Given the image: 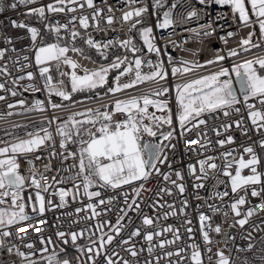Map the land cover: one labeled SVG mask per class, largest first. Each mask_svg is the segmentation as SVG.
I'll return each mask as SVG.
<instances>
[{
    "label": "built area",
    "instance_id": "obj_1",
    "mask_svg": "<svg viewBox=\"0 0 264 264\" xmlns=\"http://www.w3.org/2000/svg\"><path fill=\"white\" fill-rule=\"evenodd\" d=\"M3 2L4 11L0 13V50H3L5 54L0 59V69L6 67L7 72L0 71V83L5 85V89L0 90V96L5 97L4 100H0V115L4 117L0 119V140L11 141L14 137H24L27 132L38 131L40 127L48 126V121L53 120L54 117H58L59 120L52 123L50 127V130L55 135L56 123L66 120L74 112L89 109L84 108L85 106H90V104H87L89 102L114 95H121L124 99H127L131 96H138L158 88L166 87L169 89V92L160 98L167 99L170 104L174 138L166 141L165 144L174 145L175 147H167L165 149L167 160L162 164H158L160 173H170L171 180L166 181L163 175L153 171V174L147 181H136L134 184L123 185L117 189L93 187L89 190L100 191L101 196L92 197L91 200L83 195L82 186L79 190L80 195L76 196L74 183H81L79 180L72 181L67 179L74 174V170L67 171L69 165L73 164L74 161L72 159L62 161V158L59 156L61 151L59 136L55 137L54 150L57 156L52 157L50 153L53 151V147L46 145L42 146L35 153L29 154L27 160L23 156L19 157V171L25 176L28 175L30 167L27 162L28 160L33 161L35 167L40 171H43L44 165H51V170L45 173V183L52 184V187L48 192L42 193L46 201L50 199L54 206L59 205V196L54 193L60 189L68 190L71 194L65 198V207H52L46 210L43 216L36 217L35 220L31 221L30 223L35 224V229L30 227L29 223L8 229L13 235L7 238L0 237V240L4 241V247L0 248V264H26V261H22L20 257L15 255V250L11 254L8 253L7 249L13 245L26 253L36 252L37 255L34 258L38 259L40 253L37 250L44 247L41 244V237L45 241L51 238L52 244L48 245L49 252L55 250L60 253L61 257L66 255L71 259L72 264H78L75 257L80 256V254L73 247L70 236L66 237L68 243L64 244L57 237L56 233L80 232L83 229L85 235L78 239L76 243L78 245H86L88 243V235L91 231H95L97 223L110 221L112 225H115L118 217L123 215L121 209H126L127 207L125 204V194L128 197V203H132L133 199L136 200V203L139 204V210H135V206H133L134 210L128 211L127 216L122 221L124 227L119 236L115 232L111 233L114 236V240L108 248L114 249L115 252L119 253L118 256H112V259L117 261V264H123V260H129L132 264H146V262H150V264H194L191 260L192 248L190 246L192 244L198 246L202 264H217V260L219 259L217 256L218 251L223 252L225 256L229 257L230 264H245V262L246 264H264V206H261L264 204V192L255 197L251 195L253 187L258 191L264 187V176H262L261 184L238 189L236 193H233L231 191L230 178L223 175L225 164L232 161L233 158L239 160L243 156L245 160L250 159V155L244 152V148L249 146L253 147L259 160L256 166L257 171L264 174V147L260 146V141L264 140V129L257 131L252 125L248 115L249 109L245 105L243 96L238 93L240 103L234 105L227 116L224 115L223 111L205 114L203 116V119L207 122L205 125L193 127L191 131H184L179 127L177 119L178 112L175 93L176 84L209 75L219 71L221 68H228L230 70L233 84L236 85L235 73L231 72L232 67L252 57L264 56V46L236 56L228 55L230 50H235L236 52L242 50V39L248 38L249 33H255L256 26H259L257 18L250 20V24L245 26L241 22L239 14L234 13L232 6L229 4H217L215 0H206L204 4L199 3V0H178L175 3L176 6L171 9L173 23L167 28H159L154 13L153 0H137V3L133 5L129 4V0H93L92 8L87 6L85 0H78L77 3L65 0L63 5L58 4L57 0H36V3L33 4H18L15 9L8 6L15 2V0H3ZM49 4L55 8L63 7L64 11L50 12L47 8ZM81 4H83V7L80 6ZM145 6L148 8V11L141 17H134L129 22L122 20L124 12ZM37 7L45 8V17L41 19L39 16L33 14L40 21L39 25H34L26 21L24 15L31 14L30 9ZM69 8L74 9V11H69ZM110 8L112 11H109ZM97 10H99L100 15L96 20H93L92 17ZM191 11H195L197 15L189 17L188 13ZM109 16L114 17V22L111 25L107 23V17ZM73 17H76V19H73ZM80 17H88L87 28L81 26ZM136 19L142 21L137 27L142 25L145 20H149L150 26L153 29L154 43L160 49L159 55L155 52H149L147 49L141 54L140 58L145 61L151 60L153 64L163 62L164 69L168 73L166 79L160 80L158 83L147 82L131 89L65 105L58 109H53L50 106L48 93L43 88V81L39 75V67L35 63V49L33 48L30 33L27 31V28H16L11 23L15 20L17 23L22 22L28 26L36 27L40 35L35 43L37 46H40L41 37L44 42L48 25L55 26L57 23L67 25V30L85 32L87 38L90 37L97 42L105 43L129 39L132 33L129 29ZM205 32L208 35H205ZM229 32L233 33V35L229 36ZM9 40L11 41L10 43L8 42ZM252 40L254 43L255 39L253 37ZM260 43L264 44V38L261 37ZM116 47L102 48L100 50L94 49L101 53ZM128 50L125 49L123 57H125ZM24 56L28 57L27 61L23 59ZM67 56L77 62L79 65L77 71L82 73L83 69L91 71L102 67V65L93 59L77 52L69 51ZM217 56H224L225 59L212 64L207 63V61H215ZM184 61H187V66L193 70L184 75L172 76V67L183 66L182 62ZM25 64L28 67H22ZM111 64L103 67L110 66ZM195 64H199L201 67H193ZM142 71L147 73L150 69L145 65L142 67ZM27 72L34 74L32 81L24 79L13 84V80H16L20 76H26ZM51 75L54 80L61 79L54 67L51 70ZM133 77L134 73L122 76L120 83L128 82ZM62 79L64 80V77ZM221 79H228V77H222ZM114 81L113 87L115 86ZM29 83L34 84L40 90L25 91L24 88ZM8 89L15 90L17 95L13 96ZM20 100L25 101V108L31 106L35 100L44 101L45 111L25 112L17 104ZM50 100L52 102V97ZM108 100H111V98ZM95 103L97 105H94L91 109L104 104H114L109 101L104 104L99 102H94L93 104ZM247 103L255 104L258 109L264 108V105L258 103L256 99H250ZM9 104H17V107L10 109L8 107ZM237 108L239 112L235 111ZM9 112L13 114L7 115ZM42 121L44 122L43 125L41 124ZM236 122H240V127H237ZM16 125H26L27 127H14ZM225 125H230V127L225 128ZM189 127L191 126L189 125ZM182 132L183 134H181ZM217 132L220 135H217ZM198 133H200L199 136ZM229 136L233 138L232 143H226L223 146L217 143L219 140H226ZM202 145L204 146L202 147ZM229 151L232 152V156L227 157V159L222 156V153ZM37 156L40 159L37 160ZM208 157L215 158L214 162L219 167L216 170L206 168L209 178L197 180L196 176L200 175L198 161ZM189 165L196 167L195 175L190 172ZM230 171L233 175L235 174V164ZM176 172H180L183 179H178ZM250 174L249 169L242 170V175L247 176ZM52 177H56L57 181L61 177H64L65 182L53 184ZM171 181H176L177 184H184L185 191L180 193L179 189ZM200 183H203L204 187H194V185ZM141 184L144 185V190L141 191L139 196H136L133 189L138 188ZM165 188L171 190L170 195L161 191V189ZM35 191L33 187L25 189L23 192L25 202L28 201V197L31 195L32 202L35 204ZM225 191L229 195L222 199L214 195V193H223ZM73 196H76V198L74 199ZM242 196L246 197V203L239 206L241 215L236 216L231 208V204ZM110 198H113L111 204L105 203L97 207L96 210L101 212L100 216L92 219L86 218L91 216V211L87 210L89 203L98 204L100 199L108 201ZM185 200L187 201L186 206L183 203ZM160 205H164V207H160ZM168 205H172L173 209H170ZM210 206H215L219 210H213ZM78 208L84 210L77 213L76 209ZM181 208H183V212L180 211ZM250 208L254 209V214L247 217V222L241 226L237 221L244 219ZM173 210L176 211V215L165 217L166 212ZM26 211L30 215H35L32 212V207L26 208ZM201 214L210 218L206 223L211 225V229L205 228L204 230L208 231L211 243L206 244L203 239L201 222L199 220ZM145 216L153 219L154 223L152 226L143 224ZM41 220H45L46 223H40L39 221ZM189 221L191 223H188ZM168 226H172L173 230H178L180 238L170 245H165L162 249L155 247L153 253L149 255L147 251L149 242L144 238L145 233L162 231L163 228ZM216 226H220L221 228L219 233L212 230ZM189 228L192 230L191 232L187 231ZM136 229L141 230V235L132 238L129 244L121 245L120 241L128 239L129 234ZM103 231L109 232V226L105 225ZM21 237L23 239H20ZM173 239V231L162 232L161 236H154L152 244L158 245L160 241ZM28 243L34 244V248L28 249L25 247ZM250 244L252 245L251 248H249ZM132 245L135 246L139 253L137 257H132L126 251ZM61 249L65 251L61 252ZM179 249H183L179 256L173 255L169 258L164 255L169 251L175 253ZM209 249L211 250L209 251ZM80 259L84 264H91L87 254L80 256ZM96 264H105V257H97Z\"/></svg>",
    "mask_w": 264,
    "mask_h": 264
},
{
    "label": "snow or ice",
    "instance_id": "obj_2",
    "mask_svg": "<svg viewBox=\"0 0 264 264\" xmlns=\"http://www.w3.org/2000/svg\"><path fill=\"white\" fill-rule=\"evenodd\" d=\"M71 3H77L78 0H69ZM89 8L93 7V0H85ZM252 8L253 14L257 17V22L259 24L261 37L264 38V0H249ZM36 3V0H15V2L8 5L10 8L15 9L18 4L28 5ZM58 4L63 5L65 0H57ZM137 3V0H129V4L133 5ZM154 7H163L164 0H153ZM199 3L204 4L206 0H199ZM217 4H229L233 8L234 13L239 14V18L245 26L250 24V17L245 7V0H215ZM83 7V4L80 5ZM176 5L173 4L174 8ZM48 11H59L63 12L64 8H55L53 5L49 4L47 6ZM69 11H74V9L69 8ZM4 11V2L0 0V13ZM109 11H112L110 8ZM148 8L139 7L133 8L132 10L123 13L122 20L124 22L132 21L134 17H141ZM31 14L39 16L41 19L45 17V8L37 7L30 9ZM100 15L99 10H97L93 15V20H96ZM189 17H194L197 15L195 11L188 13ZM172 13L171 9L163 13L162 22H158L157 26L159 28L169 27L173 21L171 19ZM76 19V17H73ZM114 22V17H107V23L111 25ZM12 26L16 28H27L30 33L31 40L33 41V48L35 49V63L39 67V75L43 81V88L47 91L49 96V103L53 109H58L64 107L65 105L51 102L50 98L54 95L60 97L63 101L71 100L72 94L77 92L92 91L94 89L103 87L107 83V76L111 70L120 69L121 65H124L123 70L119 72V75L115 77L114 87H109L107 89L108 93H117L127 89L136 87L137 85L144 84L147 82L158 83L160 80L166 79L168 73L164 69L163 62H157L153 64L151 60H143L140 57H135L133 60H129L127 57H115L114 62L108 67H100L97 70L83 69V75L78 74L77 69L79 65L76 61L72 60L67 56L69 51L77 52L83 55V49L77 48L73 45L69 46L67 44L61 45L60 43L45 44L43 38L41 37L40 46L36 45L38 36L40 35L39 30L36 27L28 26L24 23H17L13 20ZM140 19H136L134 23L131 24L129 31L137 28L138 24H141ZM80 24L84 28L88 27V17H80ZM50 31L56 33L57 40L60 39L61 29H67V25L56 24L55 26H47ZM139 35L143 39L144 44L147 46L149 52H155L159 55L160 49L156 47L154 43V38L152 37L153 29L152 27H143L138 30ZM72 40L74 41L80 33L72 30L70 32ZM205 35H208L205 32ZM229 36L233 33L229 32ZM254 33H249L248 38L242 39L241 46L243 51H248L252 47H259L258 44L252 42V37ZM11 42L10 40L8 41ZM85 43L92 48L108 49L113 46H118L120 48L129 49L133 53L139 52L140 49L133 42L130 37L127 40L118 41H108L105 43H100L92 38H87ZM4 51L0 50V59L4 57ZM102 56L107 58L105 52L100 53ZM229 56H236L238 53L235 50H230ZM25 61L28 60L27 56H24ZM224 56H217L215 61H207L208 64L215 63L216 61L224 60ZM69 66L72 71L67 73L61 71L63 66ZM147 66L150 71L144 73L142 71L143 66ZM183 66H173L171 69L172 76L184 75L185 73L193 70L188 67V62H182ZM22 67H28L27 64ZM55 68L58 76L61 79L54 80L51 75L52 68ZM193 67L199 68L201 65L195 64ZM261 70H264V57L255 58L252 60L244 61L243 63L236 64L232 67L231 72L235 73L236 82L240 85L239 92L244 98L246 107L249 109L248 115L251 120L252 125L259 131L264 129V108H256L255 104L247 103L250 99H256L258 103L264 105V74H261ZM2 72H7V68L0 69ZM134 73V77L128 82L120 83L121 77L125 75H130ZM65 76L70 77L71 89L67 90V87L62 79ZM222 77H228V79H221ZM27 79L32 81L34 79V74L32 72H27L26 76H20L16 80H13V84H16L19 80ZM5 89V85L0 83V90ZM176 103L178 112V122L179 127L184 131H191V128L198 127L199 125H205L207 122L203 119L205 114H212L217 111H223L224 115L227 116L229 111L233 109L234 105L240 103L237 96V91L234 89L233 80L230 76V70L228 68H221L219 71L211 73L209 75H204L202 77L192 79L190 81L176 84ZM25 91H39L34 84L29 83L24 88ZM13 96L17 95V92L13 89H8ZM169 92L168 88H158L151 92H146L138 96H131L127 99L116 100L114 103V109L110 110L107 104L101 105L95 109H86L81 112H74L68 116L66 120L56 123L55 135L53 131L50 130L51 124L58 117H54L53 120L47 122L48 126H42L38 131L27 132L24 137H14L11 141L0 140V237H10L13 235L8 229L14 226H20L24 223H29V226L35 229V224L30 223L35 220L36 217L43 216L46 210L52 207H65L66 197L71 193L68 190L60 189L58 192L54 193L59 196V205H53L52 201L45 200L42 193H46L52 187V184L45 183L46 176L45 173L51 170V165L46 164L43 167V171L37 169L33 161L28 160L30 165L28 170V175L25 176L20 173L19 168V157L23 156L26 160L29 154L35 153L42 146L51 145L53 151L50 153L52 157L57 156L55 152V137H60L59 147L61 149L59 156L63 160L72 159L73 164L69 165L67 171H73L74 174L67 179L76 181L79 180L81 183H74L76 188V196L80 195V188L83 187V195L87 196L89 200L92 197H100V191H90L89 189L93 187L99 188H112L117 189L123 185H131L136 181H147L148 178L153 174V171L157 174L163 175L164 180H171L170 173H160L158 164H162L167 160V154L165 149L167 147H175L174 145L164 144L163 141H170L174 138V130L168 132H161L160 129L164 124L172 125V114L169 108V102L167 99H160L166 93ZM99 95V94H97ZM4 96H0V100H4ZM17 104L25 111H45V102L41 100H35L31 106L25 108V101L20 100ZM17 104H9L8 107L15 108ZM153 107L160 112H165L166 115L157 116L155 113L150 112L149 108ZM103 109V110H101ZM239 112V109H235ZM116 113H120L125 118L123 120H116L114 116ZM12 112L7 113V115H12ZM3 115H0V119H3ZM147 121V122H146ZM43 121L41 124L43 125ZM237 127H240V122H236ZM189 125L191 127H189ZM14 127H27L26 125H16ZM225 128L230 127V125H225ZM183 134V132L181 133ZM200 133H198V136ZM217 135H220L217 132ZM160 137L159 141L153 142L151 139ZM233 138L231 136L227 137L226 140H219L221 146L226 143H232ZM76 145V151H70L69 145ZM204 145H202L203 147ZM260 146L264 147V140L260 141ZM244 152L250 155V159L245 160L243 156L239 160L233 158L232 161L225 164L223 169V175L230 178L231 191L236 193L238 189L246 188L248 186H254L261 184L262 176L264 174L257 171V164L259 160L253 149V147H245ZM226 159L232 156V152L222 153ZM36 159H40L39 156ZM215 158L208 157L204 160H199V173L196 176L197 180L208 179L207 169L216 170L218 165L214 162ZM235 164L236 171L233 175L230 169ZM170 167V165H169ZM249 169L251 174L244 176L242 175V170ZM190 172L195 175L196 167L194 165H189ZM60 171V170H58ZM178 179H183L180 172H176ZM52 182L63 183L65 178L61 177L57 181L56 177H52ZM180 191L183 193L185 191L184 184H177L176 181H171ZM27 187L35 188V204L32 202L31 195L28 197V201L25 202L23 197V192ZM196 188L204 187L203 183L194 185ZM144 190V185L141 184L138 188H134L133 191L136 196H139L141 191ZM161 191L171 194L170 189H161ZM264 192V187L259 191L253 187L251 195L253 197L261 195ZM218 198H223L229 195L227 191L223 193H214ZM76 196H73L75 199ZM112 199L108 201L100 199L98 204L89 203L87 205V210L91 211V216L86 217L92 219L101 215L96 209L99 205H104L105 203L111 204ZM184 205H187L185 200ZM246 203V197L242 196L238 200H235L231 204V208L236 216H240L239 206ZM125 204L126 209H121L123 215L119 216L116 224L112 225L110 221H105L102 223H97L95 226V231H91L88 235V243L86 245H78L76 242L78 239L84 237L85 231L82 229L80 232H57V237L63 241L64 244L68 243L66 237L70 236L73 247L76 251L83 256L87 254L88 260L91 264H96V259L99 256L105 257V264H117V261L112 259V256H118L119 253L115 252L114 249H109L108 246L113 243L114 236L111 234L115 232L117 236L120 235L121 230L124 227L122 221L125 216H127L128 211L139 210V204L133 199L132 203H128V197L125 194ZM261 206H264L262 204ZM32 207V212L35 215H30L26 208ZM164 207V205H160ZM170 209H173L172 205H168ZM213 210L218 211L215 206H210ZM84 209H76L79 213ZM183 212V208L180 209ZM226 214V213H225ZM254 214V209H248L244 219L237 221L238 224L243 226L247 222V217ZM169 215H176V211L166 212L165 217ZM201 222V231L203 232V239L205 243H211L208 231L205 228L211 229V225L206 223L210 218L204 214L199 217ZM40 223H46L45 220L39 221ZM154 223L153 219L145 216L143 219V224L146 226H152ZM188 223H191L190 221ZM105 225L109 226V232H104L103 229ZM215 232L219 233L221 231L220 226H216ZM174 232L173 240L160 241L158 245H153L152 241L155 237L162 235V232ZM188 232L192 230L187 229ZM99 233V235H97ZM141 235V230L136 229L129 234L128 239H122L120 241L121 245L129 244L130 240L134 237ZM146 241L149 242V247L147 249L149 255L153 253L155 247L164 248L165 245H170L178 240L180 237L178 235V230H173L172 226L163 228L162 231L156 232H146L144 235ZM20 239H23L22 237ZM41 244L44 245L41 249L37 250L40 253L38 259L36 257V252H23L20 251L18 247L13 245L7 249L8 253H13L15 250V255L20 257L22 261H26V264H72V260L66 255L61 257L60 253L52 250L49 252L48 245L52 244L51 238L45 241L41 237ZM4 247V241L0 240V248ZM28 249H33L34 244L28 243L25 245ZM192 248L191 260L194 264H202L201 253L196 244L190 246ZM252 245H249L251 248ZM211 249H209L210 251ZM64 252V249L60 250ZM132 257H137L139 255L135 246L132 245L126 249ZM143 251V249H141ZM183 249H179L177 252H166L164 255L167 257H172L173 255L179 256ZM111 252V254H109ZM80 256L75 257L78 264H84L80 259ZM219 259L217 264H230L229 257L225 256L223 252H217ZM123 264H132L129 260H123ZM150 264V262H146ZM246 264V262H245Z\"/></svg>",
    "mask_w": 264,
    "mask_h": 264
},
{
    "label": "trees",
    "instance_id": "obj_3",
    "mask_svg": "<svg viewBox=\"0 0 264 264\" xmlns=\"http://www.w3.org/2000/svg\"><path fill=\"white\" fill-rule=\"evenodd\" d=\"M11 1H13V0H11ZM177 1L178 0H164L163 7H160V8L154 7V13H155V16H156V19L158 22L163 20V13L165 11H168L169 9H172V5L175 4ZM248 15L250 17V20L257 18L255 15H250V14H248ZM24 18L26 21H28L29 23H32L34 25H39V23H40V21L37 20L36 16L33 14H26V15H24ZM145 26L151 27L149 20H145V22L142 25H140L136 29L132 30L131 38L133 39V42L136 44V46L140 49V51L133 53L131 50H128L125 57H127L129 60H133L137 56L140 57L141 54L147 50V46L144 44L143 39L139 35V31H138L139 29H141L142 27H145ZM257 29H259V26H256L255 32ZM70 32H71L70 30L62 28L60 31V34H59L60 39L57 40L56 33L53 31H50L49 28H47V30L45 32V36H44V42H46V43H60L61 45L67 44L69 46L74 44L75 47L83 49V56H87L88 58L93 59L94 61H96L97 63H99L102 66L113 63L115 60V57H117V56H119L121 58L123 57L125 49L117 46L116 48L105 51V53L107 55V58H105L99 52L95 51L94 48L89 47L85 43V41L87 39L85 32L77 31L80 33V35L74 41L72 40ZM123 67H124V65H121L120 69L111 70L107 76V83L103 87L94 89L92 91H84V92L74 93V94H72L71 100L63 101L62 103L63 104H66V102L76 103V102H81L82 100L85 101V100L93 99V98H96L99 96L111 94V93L107 92V89L109 87H113V81H114L115 77L117 75H119V72L123 70ZM62 71H63V67H62ZM65 71L66 70L64 68V72ZM81 74H83V73H81ZM66 78H67V80H66ZM64 83L67 87V90L70 91L71 84H69L70 80H69L68 76L64 77ZM97 94H99V95H97ZM61 100L62 99L60 97H57L54 95L52 96V102L62 104ZM112 108H113L112 105H109V109L111 110ZM101 110H103V109H101ZM149 111L155 112V114L156 115L158 114V116L160 115V113L157 112L158 110L153 108V107H150ZM124 118L125 117L123 115H120L117 118V120H123ZM114 119H115V116H114ZM171 130H172V126L167 125V124H164L160 129L161 132H168ZM146 139H151V140H153V142H157V141H159L160 137L159 136L156 138H147L146 137ZM163 143L165 144L166 141H163Z\"/></svg>",
    "mask_w": 264,
    "mask_h": 264
},
{
    "label": "rangeland",
    "instance_id": "obj_4",
    "mask_svg": "<svg viewBox=\"0 0 264 264\" xmlns=\"http://www.w3.org/2000/svg\"><path fill=\"white\" fill-rule=\"evenodd\" d=\"M245 7H246V10H247V12H249L248 14H250V15H254L253 14V12H252V8H251V4H250V2H249V0H245ZM159 22H162V21H159ZM146 27V26H145ZM143 28V27H142ZM152 37H153V34H152ZM253 38L255 39V42H254V44H258L259 45V47H252V48H250L248 51H251V50H256V49H258V48H261V47H263L264 46V44L263 43H260V41H261V34H260V29H257L256 30V32L254 33V35H253ZM252 42H253V40H252ZM256 42H259V43H256ZM245 52H247V51H243V50H241L240 52H237L238 54H242V53H245ZM264 57V56H263ZM64 68H65V72H67V73H71V71H72V69L69 67V66H67V65H65V66H63V71H64ZM78 72V74H80V75H83V74H81L82 72H79V71H77ZM261 74H264V70H261ZM69 77V76H68ZM66 80H67V78H66ZM69 80H70V77H69ZM68 84V83H67ZM70 84V83H69ZM68 84V85H69ZM175 93H176V89H175ZM167 94V93H166ZM161 99V98H160ZM83 101V100H82ZM63 102V100H61V103ZM77 103V102H76ZM71 104H74V103H70V102H66V104H63L62 103V105H71ZM112 105V109H114V104H111ZM109 106V105H108ZM169 107H170V104H169ZM111 109V110H112ZM157 112H159L160 113V115H166L167 114V110H165V112H160V111H157ZM153 113H155V112H153ZM121 114L120 113H116L115 114V119L117 120V118L120 116ZM157 116H158V114H157ZM172 126V125H171ZM68 148H69V150L70 151H76V145H69L68 146ZM264 153V152H263Z\"/></svg>",
    "mask_w": 264,
    "mask_h": 264
},
{
    "label": "bare ground",
    "instance_id": "obj_5",
    "mask_svg": "<svg viewBox=\"0 0 264 264\" xmlns=\"http://www.w3.org/2000/svg\"><path fill=\"white\" fill-rule=\"evenodd\" d=\"M255 58H259V56H255V57H252L250 58L249 60H252V59H255ZM109 98H111V100H108ZM124 97H122L121 95H114L112 97H108V98H103V99H100V100H97V101H94V102H99V103H102L104 104L105 102H113L115 103L116 100H123ZM94 102H89L87 104H90V106H85L84 108H91L93 107L94 105H97V103L93 104ZM83 105H86V104H83Z\"/></svg>",
    "mask_w": 264,
    "mask_h": 264
},
{
    "label": "water",
    "instance_id": "obj_6",
    "mask_svg": "<svg viewBox=\"0 0 264 264\" xmlns=\"http://www.w3.org/2000/svg\"><path fill=\"white\" fill-rule=\"evenodd\" d=\"M233 86H234V89L237 91V96H238V93H240L239 92L240 85L236 82V85L233 84Z\"/></svg>",
    "mask_w": 264,
    "mask_h": 264
},
{
    "label": "crops",
    "instance_id": "obj_7",
    "mask_svg": "<svg viewBox=\"0 0 264 264\" xmlns=\"http://www.w3.org/2000/svg\"><path fill=\"white\" fill-rule=\"evenodd\" d=\"M249 13V12H248Z\"/></svg>",
    "mask_w": 264,
    "mask_h": 264
}]
</instances>
